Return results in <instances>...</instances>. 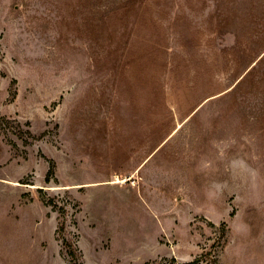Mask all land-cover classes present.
Segmentation results:
<instances>
[{
    "label": "rangeland",
    "instance_id": "1",
    "mask_svg": "<svg viewBox=\"0 0 264 264\" xmlns=\"http://www.w3.org/2000/svg\"><path fill=\"white\" fill-rule=\"evenodd\" d=\"M64 243L264 264V0H0V264Z\"/></svg>",
    "mask_w": 264,
    "mask_h": 264
},
{
    "label": "trees",
    "instance_id": "2",
    "mask_svg": "<svg viewBox=\"0 0 264 264\" xmlns=\"http://www.w3.org/2000/svg\"><path fill=\"white\" fill-rule=\"evenodd\" d=\"M61 228H63L62 224H61ZM63 246H64V249L66 250V254L71 259V261H70L71 264H79L78 257L76 255L77 251L74 249V247L71 246L70 244L67 245V243H64Z\"/></svg>",
    "mask_w": 264,
    "mask_h": 264
},
{
    "label": "bare ground",
    "instance_id": "3",
    "mask_svg": "<svg viewBox=\"0 0 264 264\" xmlns=\"http://www.w3.org/2000/svg\"><path fill=\"white\" fill-rule=\"evenodd\" d=\"M116 182V181H115Z\"/></svg>",
    "mask_w": 264,
    "mask_h": 264
}]
</instances>
